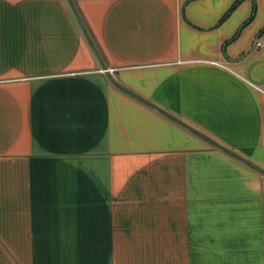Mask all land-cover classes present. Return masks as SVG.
Listing matches in <instances>:
<instances>
[{"label":"crops","instance_id":"1","mask_svg":"<svg viewBox=\"0 0 264 264\" xmlns=\"http://www.w3.org/2000/svg\"><path fill=\"white\" fill-rule=\"evenodd\" d=\"M235 1L0 0V264H264V0Z\"/></svg>","mask_w":264,"mask_h":264},{"label":"water","instance_id":"2","mask_svg":"<svg viewBox=\"0 0 264 264\" xmlns=\"http://www.w3.org/2000/svg\"><path fill=\"white\" fill-rule=\"evenodd\" d=\"M79 24H81L80 20H79ZM81 26H82V29H83V32H84V34H85L86 38H87V39H88V41L91 43V41H90V38H88V35H87V33H86V30H85V28H84V25H83V24H81ZM92 47H93V46H92Z\"/></svg>","mask_w":264,"mask_h":264},{"label":"trees","instance_id":"3","mask_svg":"<svg viewBox=\"0 0 264 264\" xmlns=\"http://www.w3.org/2000/svg\"><path fill=\"white\" fill-rule=\"evenodd\" d=\"M238 2H239V0H236V1L233 3V5L231 6V9H233V8L237 5Z\"/></svg>","mask_w":264,"mask_h":264}]
</instances>
